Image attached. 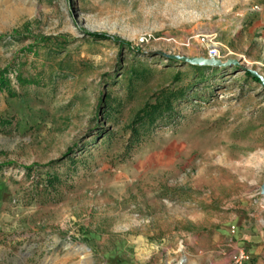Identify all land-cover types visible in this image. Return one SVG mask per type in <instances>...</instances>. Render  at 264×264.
<instances>
[{"label":"rangeland","instance_id":"374dc122","mask_svg":"<svg viewBox=\"0 0 264 264\" xmlns=\"http://www.w3.org/2000/svg\"><path fill=\"white\" fill-rule=\"evenodd\" d=\"M250 69L264 0H0V264H229L264 226Z\"/></svg>","mask_w":264,"mask_h":264},{"label":"crops","instance_id":"0c3cea01","mask_svg":"<svg viewBox=\"0 0 264 264\" xmlns=\"http://www.w3.org/2000/svg\"><path fill=\"white\" fill-rule=\"evenodd\" d=\"M234 235L240 246H247L251 264H264V226L253 218L249 226L236 227Z\"/></svg>","mask_w":264,"mask_h":264},{"label":"water","instance_id":"95a60500","mask_svg":"<svg viewBox=\"0 0 264 264\" xmlns=\"http://www.w3.org/2000/svg\"><path fill=\"white\" fill-rule=\"evenodd\" d=\"M167 56L177 58V59L182 60V61H190V62H194V63H198V64H211V65H221V66L226 65L230 62H233V63L237 62L235 58H227L226 60L221 61L218 58H214V57L187 56V55L171 54V53L167 54ZM249 71L253 77L258 78L260 85L264 88V76L261 75L260 73H258L254 69H250ZM259 189H260V193L262 195L261 203L264 206V171L262 174V180H261V183L259 185Z\"/></svg>","mask_w":264,"mask_h":264},{"label":"built area","instance_id":"2783aa9c","mask_svg":"<svg viewBox=\"0 0 264 264\" xmlns=\"http://www.w3.org/2000/svg\"><path fill=\"white\" fill-rule=\"evenodd\" d=\"M200 40H203V35H199ZM209 53L213 54L214 50H209ZM235 226L229 225V232L231 235L234 234ZM229 264H251V258L249 252L243 246H235L231 253Z\"/></svg>","mask_w":264,"mask_h":264},{"label":"trees","instance_id":"16d2710c","mask_svg":"<svg viewBox=\"0 0 264 264\" xmlns=\"http://www.w3.org/2000/svg\"><path fill=\"white\" fill-rule=\"evenodd\" d=\"M93 34L98 35V36H109V37H112V38H114V39H117V37H115V36H113V35H107V34H105V33H93ZM119 41H121V40H119ZM255 79H258V78L255 77ZM5 82H6V79H5V77H4L3 73H2V71H0V86H1V85H3V86L6 85ZM168 101H169V96L165 95V98H164V102H163V103H168ZM160 103H161L160 100H157V101H155L154 103H146V104H145V105H144V106H143V107L137 112L136 116H141V115H143L145 112H147V114H149L148 112H149L150 110H152L153 108L158 107Z\"/></svg>","mask_w":264,"mask_h":264}]
</instances>
